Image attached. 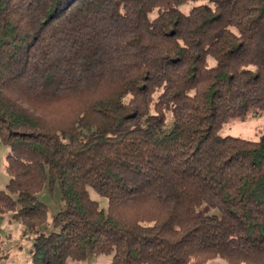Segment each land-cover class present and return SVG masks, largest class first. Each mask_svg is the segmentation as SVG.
Instances as JSON below:
<instances>
[{"label": "trees", "instance_id": "trees-1", "mask_svg": "<svg viewBox=\"0 0 264 264\" xmlns=\"http://www.w3.org/2000/svg\"><path fill=\"white\" fill-rule=\"evenodd\" d=\"M250 110L264 0H0V214L31 264H264V132L217 134Z\"/></svg>", "mask_w": 264, "mask_h": 264}, {"label": "rangeland", "instance_id": "rangeland-1", "mask_svg": "<svg viewBox=\"0 0 264 264\" xmlns=\"http://www.w3.org/2000/svg\"><path fill=\"white\" fill-rule=\"evenodd\" d=\"M264 132V114L250 110L244 117L230 119L219 131V136L233 135L255 140ZM7 147L0 142V190L6 188L9 175L4 170ZM47 208L48 220L62 208L61 195L58 185L52 191L44 187L37 195ZM0 236L2 238V253L4 260L1 264H31L33 233L19 222L11 220L10 214H0ZM67 264H110V257H94L79 262L69 261ZM204 264H227L221 258H214Z\"/></svg>", "mask_w": 264, "mask_h": 264}]
</instances>
